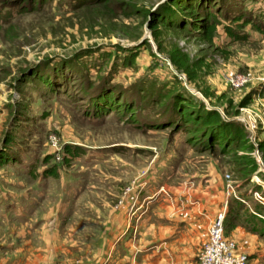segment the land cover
Masks as SVG:
<instances>
[{"label":"rangeland","instance_id":"obj_1","mask_svg":"<svg viewBox=\"0 0 264 264\" xmlns=\"http://www.w3.org/2000/svg\"><path fill=\"white\" fill-rule=\"evenodd\" d=\"M5 1H24L27 6L24 13L14 18L8 32L0 29V151L5 134L13 133L16 140L30 148L23 154V170L33 160L32 155L38 154L40 159L52 153L50 163L60 162L67 143L84 146L88 154L86 159L69 165L59 164L57 176L44 178L38 185L35 179L16 173V164L0 166V181L9 191L22 194L26 210L34 211L33 220L55 217L57 224L56 228L41 224L36 232L29 231L27 224L0 229V248L19 244L21 264H109L121 227L131 232L136 245L145 240L135 225L139 220L134 219L135 210L158 207L176 212L184 210L186 201L196 208L199 201L194 192L201 194L207 188L220 200V211L227 198L226 174L236 194L247 193L246 204L258 202L253 193L261 192L255 186L264 189V163L258 150L259 142L264 140V31L248 28L255 39L236 43L229 42L220 28L221 35L208 45L183 30L154 20V12H161L160 5L170 0H124L136 4L139 11L128 16L117 12L110 16L102 8L92 6L68 12L48 1L34 9L30 0ZM259 1L264 4V0ZM135 47L139 51L134 65L119 69L118 80L130 84L153 78L167 85L177 83L191 99L218 111L227 121L240 123L246 139L254 146L249 154L258 165L248 183H243L247 177L236 161L237 155L243 154L240 147L236 148V155L235 150L223 153L216 146L198 142L189 147L180 135L172 138L167 127L141 130L132 122L84 124L79 120L78 109L84 100L58 95L48 106L47 101L33 102L29 97L25 79L31 73L68 75L69 70L61 65L48 71L46 66L52 60L91 50L87 57L90 60L107 50L121 53L116 48ZM174 47L185 53L190 62L200 63L192 69L193 78L171 64L168 54ZM235 76H242L245 82L232 85L229 78ZM163 102L167 104L168 100ZM45 109L49 110L48 115L39 118ZM18 122L34 127H16ZM168 172L170 176H166ZM197 184L201 187L197 188ZM16 229L22 234H17ZM226 238L234 241L228 235ZM255 241L251 246H258L259 241ZM249 264H264V259L249 258Z\"/></svg>","mask_w":264,"mask_h":264},{"label":"trees","instance_id":"obj_2","mask_svg":"<svg viewBox=\"0 0 264 264\" xmlns=\"http://www.w3.org/2000/svg\"><path fill=\"white\" fill-rule=\"evenodd\" d=\"M46 1L51 6L68 12L92 6L102 8L110 16L116 12L122 16L139 13L136 4L124 0H30L27 2L34 9ZM26 6L24 1L7 3L5 0H0V29L8 32L13 26L14 18L24 13ZM158 10L161 12L156 11L153 16L156 22L183 30L208 45H211L214 38L221 33L228 37L229 42L248 43L255 39L248 28L258 33L264 31V4L259 0H170L160 5ZM150 13L153 12L150 10ZM116 49L121 53L107 50L87 60L92 53L91 50H87L50 61L46 66L48 71L52 70L53 66L61 65L67 68L66 71L69 70L68 75L31 73L28 79H25L28 82L29 97L33 102L47 101L48 106L53 104L51 100L58 95L69 97V100L76 98L84 100L83 107L78 108L79 120L84 124L132 122L141 130L148 127L156 129L167 127L170 128L172 138L180 135L183 143L189 147L198 142L204 146H216L223 153L235 150L233 152L235 155L236 148L240 147L243 154L237 155L236 161L240 171L247 177L243 183H248L250 175L257 171L258 165L255 158L249 154L254 146L246 139L242 125L235 120H225L218 111L208 109L201 101L191 99L179 89L177 83L168 82L167 85L166 82L161 83L153 78L138 79L130 84L120 82L117 78L118 70L134 65L139 48ZM168 56L173 67L189 78H193L192 69L200 66V63L190 62L187 55L177 47L170 49ZM31 79H35L37 83L33 84ZM71 86L73 91H70ZM262 94L264 96V84ZM165 99L168 100L167 104L163 102ZM20 109L26 110L24 107ZM48 112V109L43 110L39 118L46 117ZM18 117L20 116L17 115ZM34 117L33 115L30 118L31 123ZM25 121L28 122V119ZM31 123L18 122L16 127L22 125L24 128L33 129ZM16 137L13 133L5 134L2 140L4 148L0 151V166L17 165L16 173L35 179L36 185L44 178L56 177L59 164L69 165L77 159H86L88 154L84 146L67 143L62 148L60 162L50 163L54 156L52 153L44 154L40 159L38 154L32 155L33 160L26 170H23V154L30 148L26 143L16 140ZM111 150L120 151L116 148ZM258 150L264 163V140L259 142ZM262 174L264 176V173ZM166 176H170V173L168 172ZM259 187V185L255 186V190L263 193L264 189L261 190ZM246 195L247 193L239 194L244 201L248 197ZM250 203L252 207L234 197L228 199L224 237L229 230L239 226L247 234L259 240L264 248V207L255 200ZM248 257L251 259L252 256L248 254Z\"/></svg>","mask_w":264,"mask_h":264},{"label":"crops","instance_id":"obj_3","mask_svg":"<svg viewBox=\"0 0 264 264\" xmlns=\"http://www.w3.org/2000/svg\"><path fill=\"white\" fill-rule=\"evenodd\" d=\"M4 183L0 181L1 230H6L11 226H24V224H27V229L31 232H36L37 227L41 224L56 228L55 217L33 220L31 214L34 211L26 210L22 194L9 191V188H5ZM200 187L201 185L197 184V188ZM194 194L196 195L195 199L199 201L196 208L186 201L183 206L184 210L176 212L163 208L159 210L158 207L154 210H135L134 219L139 217V220L135 221V225L138 226L137 228L145 240L136 245L133 238L130 237L131 232H127L121 227L114 242L116 251L109 254L111 257L109 264H135L136 261L139 264H196L198 249L207 238L209 224L219 212L217 207L220 200L218 202L217 197L209 193L207 188H204L201 194L199 192H194ZM176 202L178 204V201ZM65 213L63 210V219ZM140 213L143 214L140 215ZM16 233L22 234L18 229H16ZM227 235L234 239L242 251L252 256L251 260L264 259L262 243L254 236L247 234L241 227L232 228L227 232ZM255 240L259 241L257 247L251 246L256 242ZM20 250L22 247L19 244L2 245L0 263L21 264L23 258L18 254ZM115 254L118 255L113 258Z\"/></svg>","mask_w":264,"mask_h":264},{"label":"built area","instance_id":"obj_4","mask_svg":"<svg viewBox=\"0 0 264 264\" xmlns=\"http://www.w3.org/2000/svg\"><path fill=\"white\" fill-rule=\"evenodd\" d=\"M230 83L234 86L245 82L242 76L229 78ZM55 147V146H53ZM226 178V195L223 208L217 212L214 219L207 229V239L203 243L198 254L197 264H249L248 254L236 246L233 240L224 237L223 222L227 211V203L230 197H234L241 202H245L238 194L235 193V186L230 182L229 175ZM256 181H258V178ZM262 186V185H261ZM263 187V186H262ZM255 199L264 205V194L255 191Z\"/></svg>","mask_w":264,"mask_h":264}]
</instances>
